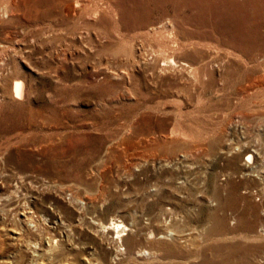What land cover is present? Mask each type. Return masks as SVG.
I'll return each mask as SVG.
<instances>
[{"label":"rangeland","instance_id":"obj_1","mask_svg":"<svg viewBox=\"0 0 264 264\" xmlns=\"http://www.w3.org/2000/svg\"><path fill=\"white\" fill-rule=\"evenodd\" d=\"M34 262L264 264V0H0V264Z\"/></svg>","mask_w":264,"mask_h":264},{"label":"bare ground","instance_id":"obj_2","mask_svg":"<svg viewBox=\"0 0 264 264\" xmlns=\"http://www.w3.org/2000/svg\"><path fill=\"white\" fill-rule=\"evenodd\" d=\"M77 3H78V1H77ZM228 8V7H227ZM149 9V8H148ZM208 10V9H207ZM231 10V9H230ZM207 12V11H206ZM263 12V11H262ZM209 13V12H208ZM238 14V13H237ZM243 18V17H242ZM253 22V21H252ZM255 24V23H254ZM259 26V25H258ZM242 32V31H241ZM244 32H246V31H244ZM242 33V34H244L243 36H245V33ZM246 37V36H245ZM243 40V39H242ZM247 40V39H246ZM22 87V86H21ZM24 90V89H23ZM12 93H13V96L14 97H19L20 96V82H19V80H17V79H15L14 81H13V84H12ZM22 95V94H21ZM250 155L248 154L247 155V157H249ZM249 159V158H248ZM29 216V215H28ZM26 214H25V219H26ZM215 217V216H214ZM29 218V217H28ZM219 218V217H218ZM220 225V224H219ZM98 226H100L103 230H105V231H113L114 233H116V237H115V239H118L119 241H121V239H123V237L124 236H122V235H125L126 234V232H124V231H122L123 229H127V226L126 225H124L123 223H121L120 221H116V220H108L107 222H105V223H100ZM222 226V225H221ZM129 229L130 228H128V230L127 231H129ZM210 229V228H209ZM211 230V229H210ZM219 233V232H218ZM228 243V242H227ZM233 244V243H232ZM235 244V243H234ZM31 248H32V260L33 261H35V258H36V256H37V254H38V252H41V253H39V254H43V253H45L44 251H46L44 248H42V249H38V250H36V248L35 247H32V246H30ZM217 247V246H216ZM46 253H47V251H46ZM231 253V252H230ZM219 255V254H218ZM225 258V257H224ZM224 258H222L223 260H224ZM222 261V260H221ZM35 263V262H34ZM36 264V263H35Z\"/></svg>","mask_w":264,"mask_h":264}]
</instances>
